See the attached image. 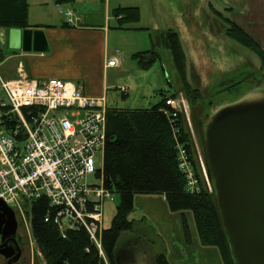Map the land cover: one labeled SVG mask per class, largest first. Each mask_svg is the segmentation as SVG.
<instances>
[{"label":"rangeland","instance_id":"1","mask_svg":"<svg viewBox=\"0 0 264 264\" xmlns=\"http://www.w3.org/2000/svg\"><path fill=\"white\" fill-rule=\"evenodd\" d=\"M26 1L28 2L27 21L29 24L39 27L34 29L43 30L44 23L63 22L65 17L59 8L63 11L70 9L73 13H80V16L85 17L86 23L102 24L106 27L108 30V54L119 56V59L122 60V66L109 68L105 73V83L108 87L106 94L108 108H150L161 99V93L171 95L176 92L178 95L180 92L187 103H185L187 108H183L181 113H183L192 135L196 158L201 157L204 165L206 155L203 126L205 117L210 113V108L237 98L252 84L260 80L258 75L261 66L259 55L252 48L226 34L224 18L234 16L227 8L229 6L226 3L230 2L235 5L233 12L240 14L239 16L243 20H247V6L259 5L261 10L259 16L264 15V0H187L191 5L196 4L195 9H191L195 13L190 15L181 13V17L176 14L178 5L180 7L182 4L181 0H125L130 5L139 8L140 16L135 21L119 19L120 16L114 15L113 9L115 8L113 7L109 10V16L105 18L102 0H74V4L69 0L58 2L46 0L41 3L33 0ZM159 20H163L162 28L171 27L177 31L184 52L185 81L192 87L198 88L200 97L197 99L186 95L187 93L183 90L181 75L174 65L170 50L165 46L160 31L155 28V25L160 22ZM176 25H180V27L177 28ZM253 37L261 46H264V30L256 33ZM57 50L53 49V51ZM13 51L8 47L2 50L0 76L3 79L15 77L18 58L10 57ZM152 51L156 52L153 60L150 56ZM21 52L23 54L39 53ZM62 56V52H58L55 62L61 60ZM50 63H54L53 60ZM68 65H71L69 71L74 73H85L87 70L79 62V58L74 60L69 58ZM29 70L31 74L34 73L32 64ZM231 76L236 80H242L240 85L236 90H221L222 83L227 82ZM251 76L254 78L250 79ZM94 86H96V82H94ZM120 87H124L126 90L121 91ZM241 90V94H237ZM191 98L194 101H191ZM95 165L99 169L102 168V152L97 154ZM197 165L199 166L198 161ZM88 181L101 184V177L90 175ZM204 181L207 188L212 189L208 171L207 181L205 178ZM118 201V195L114 193L112 201L103 202V221L101 223L103 228L106 229L110 226ZM25 217L26 222L20 215H17V239L23 250L22 260L27 264H44L45 262L33 240L27 213ZM146 225L149 232L143 235L138 232H126L122 235L120 248L123 257L129 247L134 246L133 243H135L136 247L133 250L136 259L147 261L149 255L145 244L151 243V241L156 242L157 234L151 230L153 228L150 224L146 222ZM0 264H6L2 255H0Z\"/></svg>","mask_w":264,"mask_h":264},{"label":"trees","instance_id":"2","mask_svg":"<svg viewBox=\"0 0 264 264\" xmlns=\"http://www.w3.org/2000/svg\"><path fill=\"white\" fill-rule=\"evenodd\" d=\"M27 12L26 0H0V28H39L28 23ZM113 13L124 21H135L140 16L136 6L117 7ZM224 19L226 34L259 55L261 66L258 75L264 81V46L232 19ZM161 37L179 70L184 92L194 99L199 98L198 88L185 81L184 52L177 32L167 29ZM2 50L0 59L3 57ZM150 56L153 60L156 52H150ZM241 82L231 76L222 83L221 90H236ZM176 96V92L171 95L161 93V99L150 108L107 109L106 141L100 172L104 187L119 198L110 226L101 233V245L108 264H119L118 242L124 233L138 232L143 235L149 232L145 220L129 218L135 194H164L172 211L190 210L200 242L217 247L224 264H235L216 204L215 190L213 186L209 190L201 177L194 141L185 117L181 112L172 116L173 109L165 104L169 97ZM178 145L185 147L190 155L199 181L196 192L187 189L185 174L178 167ZM205 165L209 175L206 159ZM47 207L44 199L25 203L31 234L44 264H105L85 229L69 228L62 236L54 223L45 221ZM184 227L187 229L185 221ZM153 264L170 263L163 251H157Z\"/></svg>","mask_w":264,"mask_h":264},{"label":"built area","instance_id":"3","mask_svg":"<svg viewBox=\"0 0 264 264\" xmlns=\"http://www.w3.org/2000/svg\"><path fill=\"white\" fill-rule=\"evenodd\" d=\"M60 11L66 23L80 24L79 15ZM119 64V56L106 61V67ZM106 94L107 89L98 96L87 95L71 80L32 78L21 60L14 78L0 76V198L25 222V203L44 199V220L54 223L62 236L69 228L85 229L108 264L101 245L102 204L112 201L114 193L104 187L101 168L95 165L106 141ZM185 103L180 92L165 101L172 116L186 109ZM197 161L207 181L204 162L201 157ZM178 167L187 189L198 191L190 155L181 145ZM90 175H99L101 184L89 182Z\"/></svg>","mask_w":264,"mask_h":264},{"label":"water","instance_id":"4","mask_svg":"<svg viewBox=\"0 0 264 264\" xmlns=\"http://www.w3.org/2000/svg\"><path fill=\"white\" fill-rule=\"evenodd\" d=\"M49 51L44 30L0 28V49ZM216 204L235 264H264V81L210 108L203 126ZM15 211L0 198V255L20 264Z\"/></svg>","mask_w":264,"mask_h":264},{"label":"crops","instance_id":"5","mask_svg":"<svg viewBox=\"0 0 264 264\" xmlns=\"http://www.w3.org/2000/svg\"><path fill=\"white\" fill-rule=\"evenodd\" d=\"M33 1L41 3L46 0ZM50 1L58 2L59 0ZM181 1L182 4L180 7L178 5L176 11L179 17H181V13H188L189 15L195 13L191 10L195 9V3L191 5L187 0ZM69 2L74 4V0H69ZM102 4L105 18L109 16L111 7L134 6L125 0H102ZM226 4L229 6L227 7L229 12L234 15L230 19L242 27L250 36L253 37L256 33L264 30V15L259 16L261 11L259 5L247 6V20H243L239 16L240 14L233 12L235 5L232 2ZM59 10L62 9L59 8ZM74 14L79 15L80 13ZM80 17L81 21L77 26L66 23L65 18L61 23H44L42 25L48 44H50L49 48L51 47V53L50 49L47 52H39L38 54H23L22 50H16L12 52L13 54L10 57H16L18 61L21 60L32 78L46 79L54 77L71 80L81 87L83 93L98 96L103 94L106 89L108 90L105 83V73L109 68H112L106 67V61L110 57L107 44L108 30L102 24L86 23L85 17ZM159 21L155 28L161 34L167 29H172L171 27L162 28L161 23L163 20ZM176 23L179 24V22ZM176 26L177 28L180 27V25ZM53 49L58 50L53 51ZM58 52H62L63 56L61 60L55 62ZM69 58L72 60L79 58L82 66L87 68L85 73L69 71L71 67V65H68ZM52 60L54 63H50ZM56 63L59 64L56 65ZM31 64L34 72L32 74L29 70ZM120 66H122V60H120L117 67ZM94 82H96V86H94ZM129 218L143 219L150 224L153 228L151 230H154L157 234V241L145 244L149 257L144 262L135 257V251L133 250L136 247L135 243H133L134 246L129 247L128 252L123 257L120 248V241L123 237L121 236L118 242L119 264H153L157 251H163L170 264H224L217 247L203 245L200 242L193 213L190 210L172 211L164 194H135L133 197V210ZM184 221L187 224V229L184 227Z\"/></svg>","mask_w":264,"mask_h":264},{"label":"flooded vegetation","instance_id":"6","mask_svg":"<svg viewBox=\"0 0 264 264\" xmlns=\"http://www.w3.org/2000/svg\"><path fill=\"white\" fill-rule=\"evenodd\" d=\"M18 230V229H17ZM16 239H17V233H16ZM17 242H18V244H19V246H20V248H21V255H20V258L18 259V263H20V264H27V263H25L23 260H22V253H23V250H22V247H21V245H20V243H19V241H18V239H17ZM6 261V260H5Z\"/></svg>","mask_w":264,"mask_h":264}]
</instances>
